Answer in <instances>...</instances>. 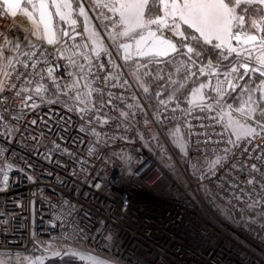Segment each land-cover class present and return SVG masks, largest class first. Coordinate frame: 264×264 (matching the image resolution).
Returning <instances> with one entry per match:
<instances>
[{
	"label": "snow or ice",
	"instance_id": "6c2138e0",
	"mask_svg": "<svg viewBox=\"0 0 264 264\" xmlns=\"http://www.w3.org/2000/svg\"><path fill=\"white\" fill-rule=\"evenodd\" d=\"M85 2L111 45L105 44L91 24ZM4 6L12 16L21 11L31 24V33L26 30L23 41L4 34L0 42V74L4 77L0 79V137L15 139L31 111L58 105L82 121L77 131L91 137L88 156L108 162L101 149L117 139L134 143L126 135L134 129L164 167L175 171L178 162L186 166L197 190L221 216L264 238V0H23V6L22 0H0V8ZM54 18L67 27L57 28ZM80 18L82 33L76 31ZM85 36L91 42V55ZM32 38L53 46V51ZM110 47L116 49L122 65L112 58ZM102 56L108 58V71ZM57 58L67 61V85L54 75L57 67H65L54 63ZM81 58L85 63H80ZM133 88L142 90L144 102L152 109L151 121ZM7 91H13L11 99L22 103L13 105L3 95ZM139 114L145 118L137 120ZM112 122L125 135L98 131V126ZM38 123L65 140L62 133L72 127V117L49 107L39 121L31 120V126ZM149 123L153 129H148ZM217 125L221 131L215 130ZM44 135L41 131V138ZM25 140L34 141L37 151L44 145L43 139L36 140L31 133ZM44 146L49 162L54 153H63L88 175L87 159L77 158L55 139ZM170 148L179 154V161ZM111 155L128 161L131 168V153L121 149ZM13 171L36 182L14 163V154L0 148V192L8 190ZM70 175L76 176V169ZM93 186L100 188L101 184ZM48 206L53 209L49 226L55 229L59 222V233L49 235L47 241L36 240L33 233L32 255L5 249L0 251V264H47L50 258H61L64 264H119L118 259L87 249L86 242L97 237L81 227L76 219L80 210L72 201L62 198L57 203L49 201ZM88 217L85 213V222ZM14 219L13 214L0 212V231L7 233ZM99 235L105 241L102 249L112 252L109 245L115 238L110 233Z\"/></svg>",
	"mask_w": 264,
	"mask_h": 264
},
{
	"label": "built area",
	"instance_id": "2783aa9c",
	"mask_svg": "<svg viewBox=\"0 0 264 264\" xmlns=\"http://www.w3.org/2000/svg\"><path fill=\"white\" fill-rule=\"evenodd\" d=\"M86 11L105 44L111 45L95 13L89 9ZM78 24L76 31L82 33V18ZM26 30L30 34L31 26L21 11L17 10V14L12 16L5 7L0 8V42H3L4 34L9 39L19 38L23 41ZM32 39L37 44H43L49 52L53 51V46ZM85 40L89 44L88 54L91 55V42L87 41L86 36ZM110 51L115 62L122 65L124 62L116 49L110 47ZM107 60V57H101L106 71L110 70ZM54 63L65 66L56 68L54 75L57 80L64 85L69 84L67 61L57 58ZM80 63L85 61L81 58ZM0 79H4L2 74ZM129 80L131 83V78ZM96 84L103 87L99 81ZM133 90L136 91L135 88ZM13 91L3 95L8 96L13 105L21 104L20 99H11ZM49 107L57 109L66 117H72V127L62 133L65 140L49 134L42 124L31 126V120L39 121ZM120 107L124 106L121 104ZM108 111L118 115L112 113L111 109ZM144 118L143 114H139L136 119ZM146 118L152 120L148 114ZM80 123L82 121L77 116L66 113L58 105L41 106L24 118L15 139L9 141L0 137V148L14 154V163L36 178L33 183L26 179L23 172L13 171L10 173L8 190L0 192V212L6 211L15 216L9 231H0V246H4L0 247V251L6 249L19 251L23 256L32 255L33 233L36 240L47 241L49 235L55 236L60 231L59 222L55 229L49 226L53 216L49 201L57 203L67 198L80 210L76 219L81 221V227L91 236L97 237L86 242L87 249L107 259H118L119 264H264V238L241 223L234 220L232 223L221 216L214 204L197 190V182L186 166L178 162L175 171L164 167L159 157L139 140L134 129L126 133L134 143L117 139L110 147L101 149L100 154L107 157L108 162L89 157L87 153L91 137L77 131ZM147 127L153 129L154 125L149 123ZM215 130L221 131L220 126L217 125ZM41 131L45 133L43 138L40 136ZM98 131L125 135L122 129L115 127V122L98 126ZM28 133L36 140L43 139L44 145H50L55 139L62 147L76 153L77 158L87 159L88 175L81 173L79 165L66 154L54 153L52 162L46 160L44 155L47 148L41 145L37 151L34 141L25 140ZM121 149L131 153V168L128 167V161L111 155L112 152L119 153ZM170 151L173 158L179 161V156L171 148ZM29 164L32 168H28ZM72 169H76V176L70 175ZM49 172L51 176L47 175ZM94 183H100L101 187H94ZM85 213L89 214L87 222ZM100 233H110L115 238L114 244L109 245L112 252L107 248L102 249L105 241ZM35 255L40 253L36 252Z\"/></svg>",
	"mask_w": 264,
	"mask_h": 264
},
{
	"label": "rangeland",
	"instance_id": "374dc122",
	"mask_svg": "<svg viewBox=\"0 0 264 264\" xmlns=\"http://www.w3.org/2000/svg\"><path fill=\"white\" fill-rule=\"evenodd\" d=\"M22 6H23V5H22ZM85 9H89V10H91V9L89 8L87 2H85ZM91 11H92V10H91ZM21 13H22V12H21ZM82 19H83V18H82ZM29 24H30V22H29ZM54 25H55L57 28H64V27H67L66 25L63 24V22L58 21V18H54ZM30 26H31V24H30ZM235 43H236V42L233 41V44H234V45H235ZM241 71H243V70H241ZM259 79H260V78H257V76L255 77V81H256L257 83L259 82ZM202 80H206V77H205V79H204V77H203ZM136 91H137V95H138V97L141 98V103L144 104V107H145V109H146L147 114L150 115V116H152V109L149 108L148 104L145 103L144 100H143V98H142V97H143L142 90H137V89H136ZM237 91H239V89H237ZM153 92H154V90H153ZM172 151L174 152V154H176L177 156H179V154H178L177 152H175V150H172ZM228 220H229L230 222L234 223L233 220H231V219H228Z\"/></svg>",
	"mask_w": 264,
	"mask_h": 264
},
{
	"label": "trees",
	"instance_id": "16d2710c",
	"mask_svg": "<svg viewBox=\"0 0 264 264\" xmlns=\"http://www.w3.org/2000/svg\"><path fill=\"white\" fill-rule=\"evenodd\" d=\"M202 78L203 77H200L201 80H202ZM257 78H260V77L257 76ZM204 79H205V77H204ZM153 90L155 92V90H156L155 87L153 88ZM47 264H64V261L63 260H59V261H49V262H47Z\"/></svg>",
	"mask_w": 264,
	"mask_h": 264
},
{
	"label": "water",
	"instance_id": "95a60500",
	"mask_svg": "<svg viewBox=\"0 0 264 264\" xmlns=\"http://www.w3.org/2000/svg\"><path fill=\"white\" fill-rule=\"evenodd\" d=\"M22 5H23V0H22ZM6 8V6H4ZM257 76H259V73L256 74ZM62 260L61 258H50L47 262L49 261H59Z\"/></svg>",
	"mask_w": 264,
	"mask_h": 264
},
{
	"label": "flooded vegetation",
	"instance_id": "af4514ba",
	"mask_svg": "<svg viewBox=\"0 0 264 264\" xmlns=\"http://www.w3.org/2000/svg\"><path fill=\"white\" fill-rule=\"evenodd\" d=\"M259 77V76H258Z\"/></svg>",
	"mask_w": 264,
	"mask_h": 264
}]
</instances>
